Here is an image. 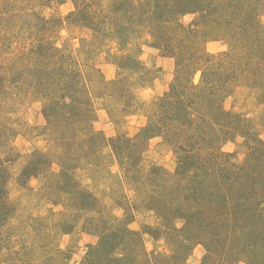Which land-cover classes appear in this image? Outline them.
Returning a JSON list of instances; mask_svg holds the SVG:
<instances>
[{
    "label": "rangeland",
    "instance_id": "rangeland-1",
    "mask_svg": "<svg viewBox=\"0 0 264 264\" xmlns=\"http://www.w3.org/2000/svg\"><path fill=\"white\" fill-rule=\"evenodd\" d=\"M0 264H264V0H0Z\"/></svg>",
    "mask_w": 264,
    "mask_h": 264
},
{
    "label": "trees",
    "instance_id": "trees-1",
    "mask_svg": "<svg viewBox=\"0 0 264 264\" xmlns=\"http://www.w3.org/2000/svg\"><path fill=\"white\" fill-rule=\"evenodd\" d=\"M249 26H248V24H246L245 25V29H247ZM242 31L244 32V33H247L249 36H251V34L247 31V30H244V29H242ZM250 31V30H249ZM246 36V35H245ZM255 39H259V38H256V37H254ZM257 41H259V40H257Z\"/></svg>",
    "mask_w": 264,
    "mask_h": 264
}]
</instances>
